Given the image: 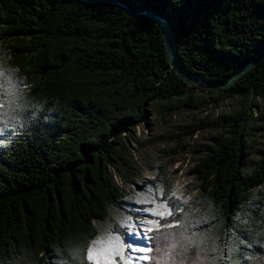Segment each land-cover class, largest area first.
<instances>
[{
    "label": "trees",
    "instance_id": "trees-1",
    "mask_svg": "<svg viewBox=\"0 0 264 264\" xmlns=\"http://www.w3.org/2000/svg\"><path fill=\"white\" fill-rule=\"evenodd\" d=\"M126 10L165 21L182 66L210 82L264 49V0H0V264H92L96 224L121 206L117 179L136 170L126 133L187 113L162 138L182 145L176 156L198 132L217 135L192 172L195 201L168 187L170 216L149 233L145 264H264V150L253 142L264 57L229 89L189 86L162 27ZM225 103L236 111L200 117Z\"/></svg>",
    "mask_w": 264,
    "mask_h": 264
},
{
    "label": "rangeland",
    "instance_id": "rangeland-1",
    "mask_svg": "<svg viewBox=\"0 0 264 264\" xmlns=\"http://www.w3.org/2000/svg\"><path fill=\"white\" fill-rule=\"evenodd\" d=\"M205 91L209 90L202 84H195ZM254 111L264 113V98L256 100ZM234 105L225 103L219 109H206L202 111L200 117L216 121L223 115L235 112ZM191 116L181 114L173 123L166 125L157 122L154 118H149L139 124L133 132L126 133V137L131 147V157L136 169L129 175V181L124 183L117 179L121 188L122 198L120 208L110 207L109 215L106 221L96 224L98 235L91 242L90 248H95L96 241L106 236L112 237V246L116 251L105 253L109 257V262L115 260L116 264H145L149 260V233L158 229L160 221H164L170 216L168 200L164 199L169 186L172 185V191L169 198L177 199L186 205L195 201L199 195V181L192 173L200 162V159L206 155V148L211 146L210 139L217 135V132L204 131L198 132L193 138L186 140L183 146L187 151L181 156L174 153L181 149V146L162 140L164 135L175 131L178 127L188 125ZM254 147L258 151L264 150V132L254 138ZM194 151L200 153L195 154ZM165 179L167 184L156 183L157 180ZM264 191L261 189L255 190ZM168 198V199H169ZM163 213V215H160ZM154 221L152 224L147 222ZM151 228V231L148 229ZM139 232L141 236L137 238L132 235ZM134 243L137 248H144L147 251L140 252L125 248L120 251V244ZM89 260L95 264L96 257H90ZM100 259V264H109Z\"/></svg>",
    "mask_w": 264,
    "mask_h": 264
},
{
    "label": "water",
    "instance_id": "water-1",
    "mask_svg": "<svg viewBox=\"0 0 264 264\" xmlns=\"http://www.w3.org/2000/svg\"><path fill=\"white\" fill-rule=\"evenodd\" d=\"M123 7V6H122ZM127 13L131 15H135L137 17H149L156 21L163 29L164 34V44H165V50L166 54L170 64L171 69L176 71V73L182 77L183 81L187 83L189 86H193L195 84H202L205 87H207L209 90H218V89H229V87H232L234 83L243 75L251 71L260 61L262 57H264V49L259 51L251 60H249L247 63H245L242 67H240L235 73H233V76L221 83L216 82H210L206 79L200 78L195 76L192 73H189L180 63L177 52H176V40L175 37L168 26V24L160 19L157 15L153 13H142V14H133L129 10H126Z\"/></svg>",
    "mask_w": 264,
    "mask_h": 264
},
{
    "label": "snow or ice",
    "instance_id": "snow-or-ice-1",
    "mask_svg": "<svg viewBox=\"0 0 264 264\" xmlns=\"http://www.w3.org/2000/svg\"><path fill=\"white\" fill-rule=\"evenodd\" d=\"M160 215H163V213H161ZM147 223L152 224V223H154V221L149 220ZM148 230L151 231V228H149ZM132 235L136 236L137 238H139L141 236V234L139 232L133 233ZM125 248L140 251V252L147 251V249H144V248H137L134 243H123V242H121L119 250L123 251ZM110 251H116V249L113 248V246H112V237L106 236V237L101 238L98 241H96L95 248L89 249V256L97 258L95 261V264H100V259H103L106 262H109V257H107L105 255V253L110 252ZM109 264H116V262L113 259L109 262Z\"/></svg>",
    "mask_w": 264,
    "mask_h": 264
}]
</instances>
